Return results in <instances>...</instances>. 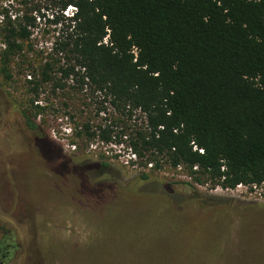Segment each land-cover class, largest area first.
Returning <instances> with one entry per match:
<instances>
[{"label": "trees", "instance_id": "16d2710c", "mask_svg": "<svg viewBox=\"0 0 264 264\" xmlns=\"http://www.w3.org/2000/svg\"><path fill=\"white\" fill-rule=\"evenodd\" d=\"M36 11L13 19L0 11V77L8 84L12 65L33 67L24 81L34 98L20 112L39 141L50 145L35 121L49 86L53 98L83 106L69 126L75 147L125 145L138 164L183 172L186 185L264 186V0H44ZM46 16L50 45L32 66L31 29ZM91 112L146 123L117 131ZM95 166L105 185L108 163ZM149 179L141 172L125 188L145 194Z\"/></svg>", "mask_w": 264, "mask_h": 264}, {"label": "rangeland", "instance_id": "374dc122", "mask_svg": "<svg viewBox=\"0 0 264 264\" xmlns=\"http://www.w3.org/2000/svg\"><path fill=\"white\" fill-rule=\"evenodd\" d=\"M27 2L0 0V11L11 19L35 17L36 7L44 5V0ZM46 18H36L31 29L29 47L35 52L28 47L25 55L32 66L50 45ZM2 21L0 16V28ZM1 40L0 35V50ZM32 68L12 65V84L0 77V208L14 211L0 218L22 247L16 264H264L263 185L233 193L209 184L186 185L183 172L138 164L144 159H134L125 145L95 139L75 147L69 126L80 124L83 106L53 98L49 86L42 88L45 110L35 121L50 145L39 141L40 132L23 118L20 142L14 131L24 99L34 98L24 81ZM91 118L117 131L122 124L146 123L141 114L120 123L93 112ZM101 162L108 163L105 185L97 182L101 170L95 165ZM141 172L150 174L151 190L139 194L133 186L125 188ZM202 199L212 203L210 209L191 210Z\"/></svg>", "mask_w": 264, "mask_h": 264}, {"label": "flooded vegetation", "instance_id": "af4514ba", "mask_svg": "<svg viewBox=\"0 0 264 264\" xmlns=\"http://www.w3.org/2000/svg\"><path fill=\"white\" fill-rule=\"evenodd\" d=\"M0 108H1V104H0ZM18 115H19V118L16 122L17 128L14 131V133H15V137L21 142L22 114L20 111H18ZM0 125L3 126V121L1 120V116H0ZM5 135H2L1 139L5 138ZM35 138H37V136ZM7 142L10 145V143H12V139L9 138ZM7 211L14 213V211L12 210V207H9L6 209L0 208V217L5 216L4 213H6ZM21 249L22 247L17 240V234L14 231V229L9 227L7 225V222L0 218V264H16L15 262L17 258L19 257L20 254H22Z\"/></svg>", "mask_w": 264, "mask_h": 264}, {"label": "built area", "instance_id": "2783aa9c", "mask_svg": "<svg viewBox=\"0 0 264 264\" xmlns=\"http://www.w3.org/2000/svg\"><path fill=\"white\" fill-rule=\"evenodd\" d=\"M133 157H134V159H136L135 158V156L133 155ZM149 165H151V164H149ZM180 167H177V171H180ZM194 169H196V167H194ZM198 187H205V185H197ZM206 186H207V184H206ZM222 190V189H224L225 191H227V192H231V193H233V192H238V191H244V192H247V190H248V186L247 185H244V184H237L234 188H222V187H220V186H216V188L214 189V190Z\"/></svg>", "mask_w": 264, "mask_h": 264}]
</instances>
